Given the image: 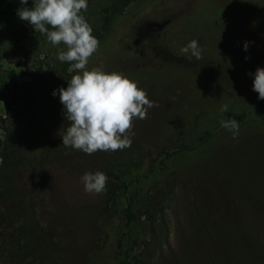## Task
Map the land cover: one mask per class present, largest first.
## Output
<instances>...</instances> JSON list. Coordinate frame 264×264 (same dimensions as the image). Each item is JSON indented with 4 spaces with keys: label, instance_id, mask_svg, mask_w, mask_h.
<instances>
[{
    "label": "rangeland",
    "instance_id": "obj_1",
    "mask_svg": "<svg viewBox=\"0 0 264 264\" xmlns=\"http://www.w3.org/2000/svg\"><path fill=\"white\" fill-rule=\"evenodd\" d=\"M18 7L0 0L2 264H88L115 208L84 191L80 176L95 170L142 175L130 264H264V99L249 75L264 67V0H88L83 15L102 38L86 68L125 73L155 104L133 120L128 148L91 155L62 144L69 122L51 93L74 74L57 59L65 45ZM117 20L121 36L111 35ZM192 39L199 60L179 52ZM228 117L235 139L220 123ZM174 150L173 167L162 164ZM126 241L116 233L106 249L115 264Z\"/></svg>",
    "mask_w": 264,
    "mask_h": 264
},
{
    "label": "clouds",
    "instance_id": "obj_2",
    "mask_svg": "<svg viewBox=\"0 0 264 264\" xmlns=\"http://www.w3.org/2000/svg\"><path fill=\"white\" fill-rule=\"evenodd\" d=\"M23 7L16 15L34 30L46 35L52 44H63L66 50L58 51L57 59L69 62L68 71L74 73L66 87L53 89L59 96L62 112L69 122L62 135V144L67 148L91 155L97 151L112 152L128 148L131 144L129 130L134 119H145L149 109L155 106L138 81L119 71H107L97 66L86 68L89 57L96 52L98 40L92 27L83 15L88 0H19ZM47 26V27H46ZM243 48L247 51L248 42ZM179 52L196 60L201 59V46L196 39L180 46ZM247 59V57H245ZM252 90L257 99H264V67L249 73ZM228 112L227 105H221ZM221 126L233 131L235 139L239 123L228 117ZM2 163V161H0ZM108 177L101 170L85 171L80 176L85 192L100 194L106 190Z\"/></svg>",
    "mask_w": 264,
    "mask_h": 264
},
{
    "label": "trees",
    "instance_id": "obj_3",
    "mask_svg": "<svg viewBox=\"0 0 264 264\" xmlns=\"http://www.w3.org/2000/svg\"><path fill=\"white\" fill-rule=\"evenodd\" d=\"M32 2L33 0H28L27 6L31 7ZM21 7L23 6L21 5ZM117 15H120V12H118ZM123 23L124 22L117 20L114 28L112 27L113 30L111 29V35L119 33L118 36H121L120 33H123V31L127 30L128 32V28H124ZM108 29V27L105 28V30ZM36 33L40 36L46 37L45 34L40 33L38 30H36ZM93 35L97 38L98 42L102 38L100 32L94 33ZM125 36L126 35L124 34L123 37ZM9 110L10 104L7 103L6 113H9ZM0 121L2 122L4 121V119L0 118ZM177 153L178 152L176 150L166 153L165 157L162 158L161 163L164 165L168 164L169 167H173L168 162ZM106 175L108 177V180L106 182V190L103 192V194L105 196V201L108 203V205L115 207L114 215L112 216L111 221L108 224L104 225L103 246L100 249L95 250V255L89 254V256L87 257V262L88 264H115L116 258L113 249L110 255H106V249L111 243L113 235H116V233H118V235H123V238L125 237L127 240V246L125 247V256L124 259L120 260V263L130 264L129 258L132 257L130 253L134 247V244H137L141 239V236H139V221L144 212H142V198L139 197L141 194L139 182L141 180L142 175L140 173H136L133 174V176H131L130 178H120L116 174L112 173H107ZM0 190H2V188H0ZM1 197V202L4 201L6 203L7 198L4 196ZM123 220H125V222ZM121 237L122 236H120L119 239H121ZM0 264H2L1 260Z\"/></svg>",
    "mask_w": 264,
    "mask_h": 264
}]
</instances>
